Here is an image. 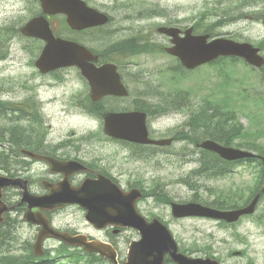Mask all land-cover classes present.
I'll return each instance as SVG.
<instances>
[{
    "label": "rangeland",
    "instance_id": "rangeland-1",
    "mask_svg": "<svg viewBox=\"0 0 264 264\" xmlns=\"http://www.w3.org/2000/svg\"><path fill=\"white\" fill-rule=\"evenodd\" d=\"M88 1L92 6L108 11L113 20L103 28L104 32L86 33L82 36L98 49L110 48L122 41L113 49L112 61L118 65L130 90L128 103L131 102L134 106L145 101L153 102L152 98L159 101L161 97L157 96L162 93V98L167 101L170 109L174 106L170 101L173 94L177 106L186 105L183 109L171 111L169 114V107L163 105L167 112L150 114L148 127L151 135L155 138L171 137L175 130H180L192 136L179 137L180 139L171 146L163 148L137 147L115 140H104L101 117L71 104L75 95L82 93L83 96L87 90L78 70L67 68L61 71L60 74L65 76L62 81L56 80L52 74L38 73L34 62L42 43L20 35L16 38V29L34 16L39 8L40 4L35 0H0V43L7 42L8 49L6 58L0 60V101L15 103L16 100L28 96L31 90L38 92L41 99H44L46 114L52 116L48 121L54 127L53 135L56 139L64 138L72 131L77 135L88 134L81 139L88 138L84 144L91 150V155L102 157L100 164H104L107 171L124 188L133 185L142 187L148 195L139 201L140 211L147 217L157 215L168 220L177 241L184 244V249L192 255H213L220 258L223 264H264V197L254 215L244 217L232 226L207 218L175 219L171 214L170 204L166 202L168 198L174 201H201L208 204L214 201H245L244 198L256 184L260 166L243 162L235 165L233 171L224 176L213 177L210 173L208 176L201 175L202 163L206 162L210 155L204 152L201 154L194 139L201 140L206 137V131H209L206 124H211V120H206L205 109L216 105L225 115L230 116L229 122L233 121L242 132L241 134L238 130L236 135L230 137L233 140L232 146L248 149L247 146L254 143H264V79L259 77L264 76V72H260L258 68L251 69L242 60L234 61L233 58L226 57L216 63L188 70L177 58L163 52L170 40L157 31L160 25L175 24L183 28L193 25L195 33L214 32L212 37H227L258 45L264 41V17L259 18V11L256 14L257 19L251 14L248 17H239L241 15L237 14L253 10V7L238 10V6H232L234 2L229 3L228 0H221L222 3H218V0ZM259 6L264 8V3ZM207 7L208 13L215 14L203 18L200 13ZM218 7L225 8L226 11L219 10ZM52 18L53 26L57 25L59 31L66 32L61 16ZM14 38L15 41H11ZM91 38L93 40L89 41ZM126 40L129 51L125 49V44H122ZM146 40L152 43L150 52L153 53L135 52L147 47L142 42ZM140 44L141 47L137 49ZM148 94L157 96L144 97ZM125 103L127 101L123 100L122 106ZM211 112L209 109L208 113ZM2 120L3 114H0V152L5 151L10 156L8 159L6 156L0 157V171L8 173L11 172V167L15 166L11 163L14 150L11 152L12 147L7 142L8 136L1 129ZM219 121L218 129H225L229 137V125L225 123V127L222 126L226 117L222 116L220 111ZM13 123L29 128L31 126L28 118L13 120ZM44 123L46 125V120ZM25 126L18 129L27 131ZM19 134L16 132L14 135ZM96 135H100V139ZM33 136L27 133L22 135L21 139L28 142ZM134 151H137V156L131 153ZM41 168L42 165H35L30 176L38 181ZM210 168H206L208 172H211ZM32 190H41L39 182ZM15 192L11 193L10 201L19 199L20 195ZM22 215L21 212H12V218L16 220L14 227L11 233L8 230L2 233L11 241L8 246L18 253L25 251L38 233V227L24 222ZM54 224L75 230L89 229L82 209L76 205L57 213ZM136 235L134 230L129 229L118 239L122 257L126 256L129 240L138 238ZM59 245V242L53 239L45 243L47 248ZM235 250H242L244 255L232 256V251ZM57 264L73 263L62 260Z\"/></svg>",
    "mask_w": 264,
    "mask_h": 264
},
{
    "label": "water",
    "instance_id": "water-1",
    "mask_svg": "<svg viewBox=\"0 0 264 264\" xmlns=\"http://www.w3.org/2000/svg\"><path fill=\"white\" fill-rule=\"evenodd\" d=\"M46 14L65 13L67 21L74 29L97 26L108 22L109 17L89 6L84 0H40ZM27 36L39 37L46 44L36 60V66L42 72L56 70L61 67L76 65L87 77L92 98L97 100L106 94L127 95L128 90L121 82L117 66L106 63L96 67L89 61L95 58L86 46L76 41L56 37L50 22L45 16H36L28 21L21 29ZM159 31L173 37V46L167 51L180 57L188 68H195L203 63L212 61L221 55L238 56L248 63L262 66L264 57L260 49L247 42H237L227 38H215L209 41V35L192 34L193 28L186 31V36H180V29L176 27H160ZM105 132L113 137L128 139L134 142L170 144L171 139L152 140L148 137L146 114L138 111L108 112L105 114ZM202 147L219 153L223 158L236 160L253 157L249 151L222 146L213 140H206ZM24 152L33 156L34 153ZM55 171H62L66 176L57 187L46 195H33L28 188V180L11 178L0 174V223L5 220L4 214L12 207L3 200V190L8 186L21 187L23 196L21 202H27L24 218L33 223L41 224L37 243L34 244L36 253L42 252V242L47 236L61 238L69 244L82 245L88 250L101 252L115 264H163L164 256L169 253L178 264H220L214 258H192L178 250V245L168 227L157 218L148 222L137 210L136 202L142 197V192L131 189L124 192L109 178L99 176L97 179H87L80 186H72L69 176L79 170H85L80 162L75 160L58 161L48 158ZM264 161V158H263ZM264 192V187L262 189ZM260 194L245 207L219 210L197 202L186 204L172 203V212L176 217L204 216L235 222L242 215L255 211ZM70 203H78L87 209L86 217L97 226L104 227L113 223L119 226L135 227L140 231L141 238L131 244L129 257L119 263L117 253L110 246L102 242L89 241L85 235L72 236L70 233L58 232L50 226L44 216L45 209H54Z\"/></svg>",
    "mask_w": 264,
    "mask_h": 264
},
{
    "label": "flooded vegetation",
    "instance_id": "flooded-vegetation-1",
    "mask_svg": "<svg viewBox=\"0 0 264 264\" xmlns=\"http://www.w3.org/2000/svg\"><path fill=\"white\" fill-rule=\"evenodd\" d=\"M88 1V0H87ZM88 3H90L88 1ZM98 9L107 12L108 15L110 16V22L112 20V16L111 14L100 8L97 7ZM65 17V16H64ZM66 20V17H65ZM109 24V23H108ZM108 24L105 25H100V26H96V27H92V28H88V29H84L81 31H72L74 35H76V37L82 41L84 44H86L87 46H90V42H88L86 39L83 38L82 35L86 34V33H97V32H101L103 30V28H105L106 26H108ZM55 28V32L57 34H59V28L57 25H54ZM71 32V31H70ZM104 32V31H102ZM20 34L16 35V38L19 36ZM81 35V36H80ZM24 37V36H23ZM11 39V41H15V39ZM26 38V37H25ZM32 40H37L36 38H32ZM39 41H41V43L43 42L42 40L39 39ZM99 54V59L100 62H105V61H109L106 57H105V53H106V49L104 48L103 51H99L96 52ZM64 70V69H63ZM38 92H33L31 90V93L34 97L32 99V102L30 103V106L32 107H40L41 108V113L45 114L46 117V125L45 129L43 130L42 128H39L35 131V134L32 138V140L30 141L29 145H30V149L33 150L34 152L40 153V154H47V155H51L54 156L58 159H75V160H79L80 162H82L85 166H87L89 169L93 170L94 173H91L89 175L95 176L96 173L101 172V169L103 170H107V168L104 166V164H100V162L103 160L102 157L100 156H95V155H91V150L88 149L84 143H87L88 138H82V139H77V136L75 135V132L72 131L71 132V136L68 137H64V138H60V139H56V137L53 135L54 134V127L51 123H49L48 119H51L52 116H48L45 112V102L44 99H41L40 95L37 94ZM164 94H160L157 97H161L159 99V101L154 100L153 98L151 100H153V103L156 101L159 103V105L161 107L167 106L169 107L166 103L167 101L162 98ZM154 96V95H152ZM110 97L111 100H109L110 102L104 101L106 99V97H104L103 99H101L100 102H98L96 104V106L98 108H110L112 105H114L115 101H127V103L124 104V106L120 107L123 110H132L134 109V106L131 104V102L128 103V99H130V97L128 98H121V97H117L114 98L112 96H107ZM174 99L170 97V101H173ZM18 106H23V103H17ZM78 105L79 106H83V103L81 101H78ZM128 107V108H127ZM170 108V107H169ZM42 115H39V117H41ZM38 122V121H37ZM175 138V137H174ZM71 139V140H69ZM138 147V146H137ZM75 153V155H73ZM134 153L135 156H137V151L131 152ZM42 165V172H41V177H40V184L42 181V178H47L52 182H59V180L62 178V174L61 173H55L53 171H51L50 166L47 164V162L42 161V160H38V159H30V169L34 168L35 165ZM83 177V173L80 174H75L71 177L72 182L74 184H78L82 181ZM37 184V180L32 179V186H35ZM47 190L41 189L40 193H45ZM57 212H53L51 213V215H55ZM128 229L125 230H121L119 233L115 234L116 228L114 227H109L106 228L105 230L99 231L98 233L101 234V237L103 238V240H108L110 242H114L112 240H116L117 244L118 241L117 239L120 238V236L123 234L124 231H126ZM93 231H97L94 227H92L89 231L90 234H93ZM113 235V236H112ZM91 236V235H90ZM93 237V236H92ZM119 246V244H118ZM189 254V253H188ZM166 264H175L169 257V255L166 256Z\"/></svg>",
    "mask_w": 264,
    "mask_h": 264
},
{
    "label": "trees",
    "instance_id": "trees-1",
    "mask_svg": "<svg viewBox=\"0 0 264 264\" xmlns=\"http://www.w3.org/2000/svg\"><path fill=\"white\" fill-rule=\"evenodd\" d=\"M231 1H233L234 3H233V5L232 6H234L235 4L236 5H238V0H229V3L231 2ZM239 1H243V0H239ZM218 2H219V0H218ZM229 5V4H228ZM231 7V6H230ZM222 10H225V9H222ZM226 11V10H225ZM215 12V11H214ZM212 15V14H215V13H208V9L207 10H205V11H203L202 12V17L203 18H205V17H207L208 15ZM237 59V58H236ZM236 59H234V61H236ZM221 60H223V58H221ZM11 109H12V107H11ZM209 109H211L212 110V112L211 113H208V111H209ZM207 108L205 111H206V120L208 121V120H211V124H206V128L209 130V131H206L207 132V134H208V137H210V138H213V139H216V140H218V141H222V142H224V143H226V144H229L230 142H232L233 140H231L230 139V137L231 136H233V135H236L237 133H238V130H240V128L239 127H237V125L233 122V121H231V122H229V119H230V116H228V115H225V113H224V111L223 110H221V109H219V107L218 106H216V105H213L212 107H210V108ZM0 111L1 112H5L4 114H3V117H6V115H8L9 114V111H8V109H5V108H0ZM219 111L222 113V116H225L226 117V121H223V124H222V126L223 127H225V123L227 124V125H229V127L227 128V133H229V134H231L229 137H227V135H226V130L224 129L223 131H221V130H219L218 129V127H219V125H220V121H219ZM233 120H234V118H232ZM219 122V123H218ZM240 125H241V123H240ZM19 126L17 127L16 125H14V124H11L10 125V127L8 128V130H9V132H10V134H11V136H10V140H11V142L12 143H15V142H18V141H20L19 139H18V137L21 135H23L25 132H22V131H20L19 132ZM5 129H7V127L5 126ZM217 130H219V131H217ZM16 132H19L20 134L19 135H14ZM240 132H241V130H240ZM27 134V133H26ZM241 134H242V132H241ZM263 148V147H262ZM206 153H208L209 155H214V156H216L214 153H211V152H207L206 151ZM6 155H3V154H0V157H5ZM7 157V159H8V156H6ZM218 159L216 158V157H214V158H208V163H209V165H210V170H211V173H215L216 172V169H217V165H215L213 162H216ZM259 163H260V165H261V161H258ZM208 163L207 162H204V163H202V167L200 168V170L203 172L201 175H206V176H208L209 175V173L210 172H208L207 171V167H209L208 166ZM227 164H229V163H227ZM200 170L198 169V172H200ZM209 170V169H208ZM261 174L259 175V180L257 181V184H255V185H253L252 186V188H251V191H250V193L248 194V196L247 197H245L244 199H245V203H247L249 200H250V198L254 195V194H256L257 192H259L260 191V189H261V185H262V181H263V171L261 170V172H260ZM239 203L240 202H236V201H234V202H218V201H214L213 203H211V205H213V206H215V207H218V208H221V209H226V208H232V207H234V206H238L239 205ZM29 257L30 256H28L26 259V261L25 262H28V259H29ZM1 260V259H0ZM16 264H23L22 263V261H19V260H17L16 261Z\"/></svg>",
    "mask_w": 264,
    "mask_h": 264
},
{
    "label": "bare ground",
    "instance_id": "bare-ground-1",
    "mask_svg": "<svg viewBox=\"0 0 264 264\" xmlns=\"http://www.w3.org/2000/svg\"><path fill=\"white\" fill-rule=\"evenodd\" d=\"M259 2L261 3V4H263L264 3V1H261V0H259ZM263 8V7H262ZM264 9V8H263Z\"/></svg>",
    "mask_w": 264,
    "mask_h": 264
}]
</instances>
